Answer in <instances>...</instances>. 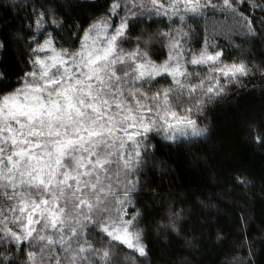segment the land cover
Segmentation results:
<instances>
[{"label": "snow or ice", "instance_id": "obj_1", "mask_svg": "<svg viewBox=\"0 0 264 264\" xmlns=\"http://www.w3.org/2000/svg\"><path fill=\"white\" fill-rule=\"evenodd\" d=\"M0 13V264H153L154 245L195 264L216 205L173 190L158 153H189L218 184L212 113L249 98L260 115L243 129L264 149V0H0ZM230 180L264 192V173Z\"/></svg>", "mask_w": 264, "mask_h": 264}, {"label": "trees", "instance_id": "obj_2", "mask_svg": "<svg viewBox=\"0 0 264 264\" xmlns=\"http://www.w3.org/2000/svg\"><path fill=\"white\" fill-rule=\"evenodd\" d=\"M11 20L8 16L0 25ZM219 43L223 46L228 41L221 37ZM16 55L15 51L8 55L10 64H15ZM246 103L243 112L224 107L212 113L215 130L205 151L217 165L218 184L209 180L205 167L189 153L163 145L158 153L168 161L173 190L203 192L200 198H211L216 205L204 225V246L195 256V264H264V192L259 183L247 191L230 180L236 169L257 178L264 173V149L250 143L243 129L244 120L259 117V100L249 98ZM177 254L154 245L153 264H170Z\"/></svg>", "mask_w": 264, "mask_h": 264}]
</instances>
